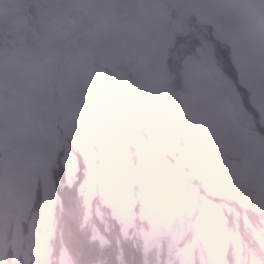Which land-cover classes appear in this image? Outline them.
<instances>
[{
	"label": "rangeland",
	"instance_id": "374dc122",
	"mask_svg": "<svg viewBox=\"0 0 264 264\" xmlns=\"http://www.w3.org/2000/svg\"><path fill=\"white\" fill-rule=\"evenodd\" d=\"M168 1L170 12L187 0ZM200 6L216 40L231 48L230 68L214 58V42L196 51L199 58H175L188 53L173 54L172 31L158 26L152 45L124 35L114 46L120 61L136 68L137 89L126 92L104 70L88 81L86 110L0 112V264L49 260L58 203L50 164L58 158L71 172L80 154L89 170L84 188L101 196L124 231L139 224L151 235L167 229L190 236L181 264H227L230 249L233 264H262L256 255L242 257L217 202L206 200L192 214L196 188L188 180L264 207V0Z\"/></svg>",
	"mask_w": 264,
	"mask_h": 264
},
{
	"label": "flooded vegetation",
	"instance_id": "af4514ba",
	"mask_svg": "<svg viewBox=\"0 0 264 264\" xmlns=\"http://www.w3.org/2000/svg\"><path fill=\"white\" fill-rule=\"evenodd\" d=\"M155 1L0 0V112L24 106L86 110L88 81L104 70L126 92L137 89L136 68L122 63L114 49L124 35L152 45L154 31L165 27L174 38L169 49L188 53L179 55L186 60L199 58L196 51L215 42L212 22L201 18L200 0H187L182 11L173 7L170 12L173 3Z\"/></svg>",
	"mask_w": 264,
	"mask_h": 264
},
{
	"label": "trees",
	"instance_id": "16d2710c",
	"mask_svg": "<svg viewBox=\"0 0 264 264\" xmlns=\"http://www.w3.org/2000/svg\"><path fill=\"white\" fill-rule=\"evenodd\" d=\"M214 43V58L224 61L227 68L233 66L231 48L221 41ZM177 149V154H181L179 147ZM83 157L80 154L77 169L71 172L58 158L50 164L58 203L53 217L55 232L49 237L50 256L44 264H181V248L190 236L177 237L167 229L151 235L150 228L145 233L139 224L124 231L101 196L99 200L84 188L89 170ZM188 182L196 188L197 206L192 214H197L206 200L217 202L229 228L238 234L243 246L242 257L248 259L253 254L264 264V248L258 239V235L264 239V207L207 191L201 180L193 176ZM234 259L230 249L227 264H233Z\"/></svg>",
	"mask_w": 264,
	"mask_h": 264
}]
</instances>
